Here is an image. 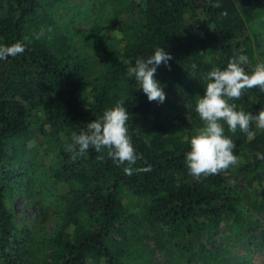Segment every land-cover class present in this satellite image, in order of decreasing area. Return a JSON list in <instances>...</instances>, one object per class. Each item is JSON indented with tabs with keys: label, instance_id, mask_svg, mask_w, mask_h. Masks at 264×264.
Returning <instances> with one entry per match:
<instances>
[{
	"label": "trees",
	"instance_id": "1",
	"mask_svg": "<svg viewBox=\"0 0 264 264\" xmlns=\"http://www.w3.org/2000/svg\"><path fill=\"white\" fill-rule=\"evenodd\" d=\"M104 16L118 21L121 48L96 34ZM263 18L264 0H0V45H26L0 60V264H264V130L253 123L248 138L225 124L239 162L219 175L197 180L185 163L207 73L238 54L246 71L263 63ZM78 20L92 22L95 46L74 42ZM157 47L172 56L155 75L163 104L127 75ZM120 99L143 157L133 168L151 171L129 176L106 149L72 158V133ZM229 102L255 115L264 91ZM38 167L45 191L30 184ZM20 185L28 199L47 195L36 200L44 219L53 208L44 249L15 224Z\"/></svg>",
	"mask_w": 264,
	"mask_h": 264
},
{
	"label": "clouds",
	"instance_id": "2",
	"mask_svg": "<svg viewBox=\"0 0 264 264\" xmlns=\"http://www.w3.org/2000/svg\"><path fill=\"white\" fill-rule=\"evenodd\" d=\"M212 7L219 8L221 5L216 2ZM43 35L44 31L41 30L35 38L40 39ZM25 50L26 45L20 41L0 45V60L16 57ZM171 59L172 56L162 47H157L153 55L146 59L137 58L134 66L127 69L128 77L135 78L149 102L164 103L166 94L155 75L157 68L162 64L168 66ZM248 62L246 55L238 54L228 61L223 70L213 67L205 77V93L203 97L198 96L195 106L202 126L195 130L190 139L185 137L190 145V150L185 154V163L189 175L197 180L219 175L239 162V157L234 154L236 144L230 136L225 135V124L230 133L234 134L239 129L248 138L256 135L251 130L253 123L256 128L264 130V106L253 115L251 112L238 110L235 103L229 102L239 100L246 89L259 88L264 91V63H257L249 72L243 67ZM124 103L123 99L118 100L113 107L105 109L99 119L87 123L85 130L79 134L72 133L69 149L74 153L73 160L77 156H84L90 148L97 153L106 149L108 158L117 166L128 165L124 171L129 176L134 171H151L150 165L147 168H133L143 157L142 154H137L129 135L127 124L130 115ZM260 158L264 159V156ZM97 159L103 161L104 156L99 155Z\"/></svg>",
	"mask_w": 264,
	"mask_h": 264
},
{
	"label": "rangeland",
	"instance_id": "3",
	"mask_svg": "<svg viewBox=\"0 0 264 264\" xmlns=\"http://www.w3.org/2000/svg\"><path fill=\"white\" fill-rule=\"evenodd\" d=\"M80 0H74V3H79ZM262 10V8H261ZM103 16V15H102ZM126 17L124 15L120 16L118 21L122 23H126L125 21ZM115 18H110V20L106 19L105 16L102 17L101 23H100V28H102L101 33L98 32L96 34L100 35L101 38L104 39L107 43L112 41L113 43H118V39L121 38L120 32L117 30V23ZM263 21V22H262ZM261 21V28H259V33L261 34L259 37L262 41V45H264V18ZM92 22L91 21H77L76 24L74 25L75 30L82 36V37H77L76 40L74 39V42L79 44V47L82 44L88 43L92 46H95L93 42L99 40L97 39L92 33H89L91 31L92 27ZM85 37V38H83ZM99 38V37H98ZM86 40H89V42H85ZM120 42V41H119ZM119 44V48H121L122 44ZM81 48V47H80ZM86 52L85 49H81ZM263 60H264V46H263ZM89 54H94V48H91L90 50H87ZM264 63V62H263ZM41 161L48 165L47 162H49L48 157H42ZM42 171L40 167L37 168V173L34 175L32 178V183L31 186L35 189V191H45L43 182H41L39 176H42ZM24 182H22L23 186ZM25 185V184H24ZM21 185L18 187L16 190V194L14 197L13 201V208L15 212V224L21 228L27 229L32 232L33 234V240L32 242H36V244L41 248L44 249V244H45V239L51 235L52 229L55 225V218L54 214L50 213L53 208L48 207L49 211V216L44 219L41 215V210L38 208L36 204V200L39 203L40 201L44 200L46 201L45 203L47 204V195L40 193L39 198L34 199H28L25 194L20 191ZM47 192V191H46ZM48 193V192H47ZM49 194V193H48ZM39 199V200H38ZM37 248V247H36Z\"/></svg>",
	"mask_w": 264,
	"mask_h": 264
}]
</instances>
